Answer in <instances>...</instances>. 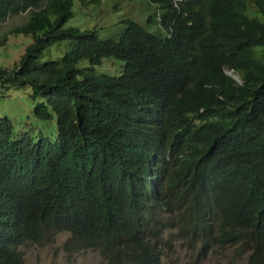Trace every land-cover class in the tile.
Masks as SVG:
<instances>
[{
    "label": "trees",
    "instance_id": "16d2710c",
    "mask_svg": "<svg viewBox=\"0 0 264 264\" xmlns=\"http://www.w3.org/2000/svg\"><path fill=\"white\" fill-rule=\"evenodd\" d=\"M250 4L264 17V0H0V22L27 16L0 95L28 90L49 125L20 136L0 117V264L60 232L67 255L107 264L236 246L238 264H264V20Z\"/></svg>",
    "mask_w": 264,
    "mask_h": 264
},
{
    "label": "rangeland",
    "instance_id": "374dc122",
    "mask_svg": "<svg viewBox=\"0 0 264 264\" xmlns=\"http://www.w3.org/2000/svg\"><path fill=\"white\" fill-rule=\"evenodd\" d=\"M139 2V1H138ZM140 3V2H139ZM254 15L259 13L253 5H251ZM138 10H132L131 14L136 16ZM252 14V13H251ZM98 23L105 25L112 24L113 20L108 14L99 11ZM108 19V20H107ZM262 20L264 17L262 15ZM27 20L26 15H18L9 17L6 21L0 22V65L10 67L16 60L20 58L27 42L23 37L19 38L11 34V31L17 26ZM92 19L86 20V28L93 26ZM106 34L101 31V36ZM34 104L28 96V90H12L8 95H0V117H9L14 127L15 132L20 136L33 135L42 127L48 128L46 124H36L34 117ZM70 237L68 232H60L56 236L53 243L45 245H28L22 247L27 264H107L99 253L89 250L81 252L74 256L67 255L63 249V243ZM226 254L221 256V252L209 253L205 261H198L194 257L192 248L177 247L176 257L168 260L166 264H229L228 258L225 256H232L235 253L238 255V261L248 255L246 246H236L234 248L225 247Z\"/></svg>",
    "mask_w": 264,
    "mask_h": 264
},
{
    "label": "clouds",
    "instance_id": "9594fccd",
    "mask_svg": "<svg viewBox=\"0 0 264 264\" xmlns=\"http://www.w3.org/2000/svg\"><path fill=\"white\" fill-rule=\"evenodd\" d=\"M251 5H253V4H250V7H251ZM253 6H254V5H253ZM254 7H255V6H254ZM255 9L257 10L256 7H255ZM251 10H252V8H251ZM257 11H258V10H257ZM253 13H254V12H253ZM254 14H255V13H254ZM229 73H232V72H228V74H229ZM232 75L235 76V77L237 78L236 80H239L238 77H237L236 75H234L233 73H232ZM232 75H230V76H232ZM233 76H232V77H233ZM233 78H234V77H233ZM234 79H235V78H234ZM151 179H153V181H155V177H152ZM147 183L151 184V183H153V182H152V180L149 179V180H147L146 184H147ZM147 188H149V187H147ZM69 235H70V233H69ZM68 239H69V238H68ZM68 239H67V240H68ZM63 244H64V243H63ZM192 250L195 252V253H194V257H196V259H197L198 261H205V259H204V260L201 259L199 253L196 252L197 250H194L193 248H192ZM88 251H89V250H88ZM176 254H177V252L174 253V254H172V255H171V256L165 261L164 264H166L168 260H171V259L175 258V257H176ZM103 260H104V259H103Z\"/></svg>",
    "mask_w": 264,
    "mask_h": 264
},
{
    "label": "water",
    "instance_id": "95a60500",
    "mask_svg": "<svg viewBox=\"0 0 264 264\" xmlns=\"http://www.w3.org/2000/svg\"><path fill=\"white\" fill-rule=\"evenodd\" d=\"M229 75H232V73H229ZM233 76V75H232ZM235 79H237L235 76H233Z\"/></svg>",
    "mask_w": 264,
    "mask_h": 264
}]
</instances>
